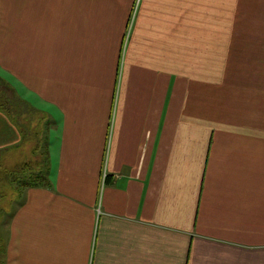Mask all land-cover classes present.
I'll list each match as a JSON object with an SVG mask.
<instances>
[{
    "label": "crops",
    "instance_id": "obj_1",
    "mask_svg": "<svg viewBox=\"0 0 264 264\" xmlns=\"http://www.w3.org/2000/svg\"><path fill=\"white\" fill-rule=\"evenodd\" d=\"M229 32L264 34V0H0V74L53 182L25 190L8 264H264V56L211 62ZM22 142L0 108V149Z\"/></svg>",
    "mask_w": 264,
    "mask_h": 264
},
{
    "label": "trees",
    "instance_id": "obj_2",
    "mask_svg": "<svg viewBox=\"0 0 264 264\" xmlns=\"http://www.w3.org/2000/svg\"><path fill=\"white\" fill-rule=\"evenodd\" d=\"M0 108L19 126L24 147L32 143L33 159L20 160L13 166L5 164L6 148L0 149V264H8L7 248L11 219L17 207L24 202V192L33 186L53 184L51 160L47 144H40L39 120L35 108L19 99L13 85L0 74ZM29 112H34L28 114ZM23 120V122H22ZM19 144L17 145V147ZM11 196V197H10Z\"/></svg>",
    "mask_w": 264,
    "mask_h": 264
},
{
    "label": "rangeland",
    "instance_id": "obj_3",
    "mask_svg": "<svg viewBox=\"0 0 264 264\" xmlns=\"http://www.w3.org/2000/svg\"><path fill=\"white\" fill-rule=\"evenodd\" d=\"M224 39V38H223ZM223 39L218 40L214 36L212 37V42L209 48H207V57L211 62L217 60H228L235 61L240 57H248L251 55L252 51L246 49L248 46L256 45V50L258 51L257 56H264V34H247V33H239L235 34L234 32H229V40H228V52L223 50L221 47V42ZM203 66L199 65L198 69H202ZM207 74L211 75L216 72H221L227 74L230 78L238 75L239 68H243L244 71L251 73L252 65H242L238 66L236 64L231 65H212L208 64L205 66ZM237 68V69H236ZM235 83L242 84L245 87L252 88L254 86L253 80H238ZM262 88L264 89V81H262ZM32 143H28L27 147H24L21 154H13L10 153L8 157L5 158V164L9 166H13L20 160H29L33 159L31 155ZM11 197V196H10Z\"/></svg>",
    "mask_w": 264,
    "mask_h": 264
}]
</instances>
